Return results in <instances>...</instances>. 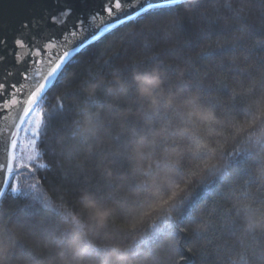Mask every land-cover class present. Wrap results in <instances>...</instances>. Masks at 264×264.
Here are the masks:
<instances>
[{
  "label": "clouds",
  "instance_id": "9594fccd",
  "mask_svg": "<svg viewBox=\"0 0 264 264\" xmlns=\"http://www.w3.org/2000/svg\"><path fill=\"white\" fill-rule=\"evenodd\" d=\"M179 15L196 32L214 28L211 46L229 51L202 59L210 43L204 40L189 55L173 17L147 18L136 26L134 57L109 67L111 56L132 43L118 34L105 45L107 55L83 74L66 71L56 95L41 97L40 147L57 178L55 199L30 226L0 212V264H178L185 247L195 264L204 251L208 264H240L244 251L247 264H264V196L257 194L264 178L257 161L248 171L258 188L248 182L241 195L245 177L221 195L223 209H232L230 221L200 207L184 221L186 233L173 220V231L150 248L132 246L133 224L153 212V195L164 193L159 199L169 204L150 223L172 216V205L197 189L207 169L222 167L223 152L264 123V50L256 46L264 36V7L258 0H187ZM147 37L158 43L145 48ZM66 174L79 177L75 189Z\"/></svg>",
  "mask_w": 264,
  "mask_h": 264
},
{
  "label": "snow or ice",
  "instance_id": "6c2138e0",
  "mask_svg": "<svg viewBox=\"0 0 264 264\" xmlns=\"http://www.w3.org/2000/svg\"><path fill=\"white\" fill-rule=\"evenodd\" d=\"M186 3L187 0H104L103 11L106 18H102L100 13H95L86 22L83 19V14H81L77 17L75 27L69 25L61 40H56L47 32L42 33L39 40L33 37L37 50L34 53L35 59L30 61L29 66L22 72L23 82L19 84L12 83L8 88H6L5 83L0 82V129L5 126L8 127L7 132L0 130V177H4L3 180H0V188L8 183L12 194L29 201L28 204L17 210L15 215L17 222L30 226L34 217L29 211L30 207L39 203L45 209H48L52 207L53 199H55L54 194H49V191L54 193L55 186H52L50 190H46L44 187V184L51 183L48 173L52 172V169L48 164L38 163L40 159L47 157L40 147L43 113L38 105L41 97L45 96L50 90V86L54 87L56 83L62 80L66 65L70 62L74 53L78 51L74 47L76 41L81 40L88 32L102 33L112 29L113 23H119L115 20L116 17L128 13L130 9H135L131 15L138 18L139 21L147 18L173 17L172 27L178 34L183 36L184 46H192L193 44L200 46L204 40H208L210 42L208 47L201 49L200 52L202 59L215 58L226 54L229 49L225 45L217 43L214 48L211 46V39L216 35L214 28L210 26L207 30L196 32L192 24L186 22L179 15ZM258 3L264 7V0H258ZM165 8L168 9L167 13L160 11ZM72 13L73 9L71 7H65L58 16L51 17V22L57 26L65 25ZM123 18L127 20L129 17L124 15ZM36 24L37 22L33 21L31 28H35ZM21 29L23 30L22 35H27L31 31L27 21L21 24ZM42 40L49 41L46 45L48 52L43 57H41V51L44 46L40 44ZM15 43L21 50L26 47L22 39H17ZM0 45H4L2 38H0ZM256 46L264 50V36L259 38ZM80 47H83V45H80ZM2 59L3 57L0 56V60ZM21 59L22 53L17 52V62L19 63ZM220 88L227 91V86L224 84H220ZM22 115L23 118H21ZM5 117H9L7 122H5ZM22 135L27 141V150L24 147V141L21 139ZM224 143H227L226 139ZM203 155L206 156L207 153ZM223 156L222 167L207 169L208 175L219 177L220 174L226 173L234 167L239 171H243L249 161L255 160L259 163V175L264 178V123L252 130L245 140L235 145L231 150H225ZM37 173H40L39 180L36 179ZM17 175L21 177L19 186H17V183L9 182V178L15 179ZM64 179L73 185V189L79 184V177L75 174H71V178L69 174H66ZM204 183L205 181H201L199 185L203 186ZM247 184L246 181L240 186L241 195L248 194ZM196 190V188H193L187 195L179 197L172 205V216L164 214L155 222L150 223L153 212L161 211L165 205L169 204V200L159 199V196L164 193L153 195V212L142 214L133 224L130 232V236L133 237V248L135 250L150 248L162 235L173 231V220L180 226L179 231L186 233V229L182 226L187 219L185 206L193 199ZM4 195L5 192L0 191V197ZM176 195L177 193H172V196ZM2 211L3 206L0 203V212ZM55 211L58 213L59 209H55ZM236 211L238 213L239 209ZM218 215L222 219L230 221L232 219V209L221 208L218 210ZM137 225L140 227H137ZM187 252L191 253V249H187ZM247 259V252H242L239 257L240 264H247ZM182 261L185 264H195V261L185 255V251L181 253L178 264H181ZM200 264H208L207 251L202 252Z\"/></svg>",
  "mask_w": 264,
  "mask_h": 264
},
{
  "label": "trees",
  "instance_id": "16d2710c",
  "mask_svg": "<svg viewBox=\"0 0 264 264\" xmlns=\"http://www.w3.org/2000/svg\"><path fill=\"white\" fill-rule=\"evenodd\" d=\"M176 10V9H173ZM161 12L167 13L168 9H161ZM141 21L138 18L132 16L123 22L118 23L116 26H113L112 29H108L103 32L100 36L96 37L93 41L85 44L83 48L80 49L70 60V62L66 65L65 72L68 70H72L77 72L78 74H83L85 69L92 67L95 63H97L100 57L108 54V50L105 45L111 40L112 37L118 34H127L132 43L125 45L123 51L118 52L111 56V64L109 67H115L116 65L127 61L129 58L134 57L138 51L140 50V40L137 39V33L135 31L136 26L140 24ZM158 43V39L154 37H147L144 40V47L149 48ZM185 51L192 56H195L199 51V46L193 44L192 46H184ZM165 55H170V52L167 48H165ZM61 81L56 83L54 87H50V90L47 92V96H55L56 93L60 90ZM236 108L241 107L239 104L235 106ZM255 160H251L248 162L247 166L244 167L243 171H239L236 167L230 169L226 173L220 174L219 177L208 176L204 181V185H198L196 193L193 196V199L186 204L185 206V214L187 219L190 220L194 218L196 212L200 207H207L212 213L218 214V210L223 208L220 204L221 195L227 194L228 188L233 185L237 180H243L245 177H249L247 182L254 184L259 187L258 182L254 177H250L249 168L252 166ZM38 163L48 164L50 167L49 158H43L38 161ZM43 172V170H41ZM71 178V174H69ZM50 184H44L46 190H50L52 186H56L57 178L53 175L52 172L48 173ZM36 179H40V173H37ZM11 183H19L21 182V177L17 175L15 179H11ZM215 181V183H213ZM49 194L52 195L51 191ZM258 195L264 196V192H257ZM0 203L3 206L4 219H8L10 216H15L18 209H21L22 206L28 204L29 201L22 197H18L16 194H12L10 192V188L7 187L5 190V195L0 198ZM29 211L33 214L34 217L44 215L46 209L43 205L36 203L32 205ZM185 255L193 260L194 258L191 256V253L187 252V247L184 249ZM181 264H185V262H181Z\"/></svg>",
  "mask_w": 264,
  "mask_h": 264
},
{
  "label": "water",
  "instance_id": "95a60500",
  "mask_svg": "<svg viewBox=\"0 0 264 264\" xmlns=\"http://www.w3.org/2000/svg\"><path fill=\"white\" fill-rule=\"evenodd\" d=\"M65 7H71L73 13L68 17L65 25L57 26L51 22V17L58 16ZM103 9L104 0H0V38L3 39L4 45H6H0V56L3 57L0 60V82L5 83L6 88L12 83L19 84L23 82V70L29 66L30 61L35 59L34 53L37 50V46L35 41H33V37L39 40L41 34L47 32L56 40H61L69 25L75 27L77 17L81 16V14H83V19L86 22L95 13H100L102 18H106ZM134 11L135 9H130L128 13L116 17L115 20L119 21V23L123 22L125 21L124 15L130 18L132 17L131 13ZM24 21L29 23L31 29L27 35H22L21 24ZM33 21L37 22L35 28H31ZM117 24L113 23V26ZM102 33L88 32L81 40L76 41L74 47L80 51L85 44L94 40L93 37L96 39ZM17 39L23 40L26 45L24 49L21 50L17 47L15 43ZM48 43V40L40 41V44L44 46L41 51V57L48 52L46 47ZM80 45H83V47H80ZM17 52L22 53V59L19 63L17 62ZM8 120L9 117H5V122ZM0 130L7 132L8 127L5 126ZM3 179L4 177H0V180ZM11 181V178H9L10 183ZM7 187L8 183H5L0 188V191L5 192Z\"/></svg>",
  "mask_w": 264,
  "mask_h": 264
},
{
  "label": "rangeland",
  "instance_id": "374dc122",
  "mask_svg": "<svg viewBox=\"0 0 264 264\" xmlns=\"http://www.w3.org/2000/svg\"><path fill=\"white\" fill-rule=\"evenodd\" d=\"M21 139L24 141V147H25V149L27 150V147H28V145H27V141H26V139L23 137V135H22Z\"/></svg>",
  "mask_w": 264,
  "mask_h": 264
}]
</instances>
